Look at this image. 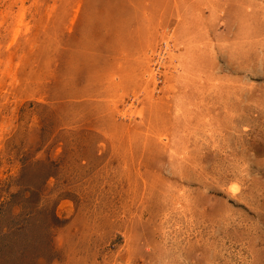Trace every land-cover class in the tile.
I'll list each match as a JSON object with an SVG mask.
<instances>
[{
	"label": "rangeland",
	"instance_id": "obj_1",
	"mask_svg": "<svg viewBox=\"0 0 264 264\" xmlns=\"http://www.w3.org/2000/svg\"><path fill=\"white\" fill-rule=\"evenodd\" d=\"M0 264H264V0H0Z\"/></svg>",
	"mask_w": 264,
	"mask_h": 264
}]
</instances>
